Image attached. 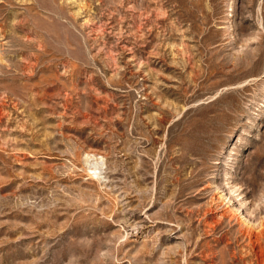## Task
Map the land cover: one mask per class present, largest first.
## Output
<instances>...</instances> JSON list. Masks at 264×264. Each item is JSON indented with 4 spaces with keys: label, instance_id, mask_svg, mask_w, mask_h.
<instances>
[{
    "label": "rangeland",
    "instance_id": "374dc122",
    "mask_svg": "<svg viewBox=\"0 0 264 264\" xmlns=\"http://www.w3.org/2000/svg\"><path fill=\"white\" fill-rule=\"evenodd\" d=\"M0 264H264V0H0Z\"/></svg>",
    "mask_w": 264,
    "mask_h": 264
},
{
    "label": "bare ground",
    "instance_id": "6f19581e",
    "mask_svg": "<svg viewBox=\"0 0 264 264\" xmlns=\"http://www.w3.org/2000/svg\"><path fill=\"white\" fill-rule=\"evenodd\" d=\"M61 2V1H60ZM67 3V2H66ZM33 4H34V1H33ZM60 5V4H59ZM91 167L92 168H95L96 167V165L94 164V163H91ZM241 231V230H240ZM247 234V233H246ZM248 235V234H247Z\"/></svg>",
    "mask_w": 264,
    "mask_h": 264
}]
</instances>
